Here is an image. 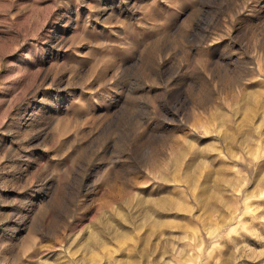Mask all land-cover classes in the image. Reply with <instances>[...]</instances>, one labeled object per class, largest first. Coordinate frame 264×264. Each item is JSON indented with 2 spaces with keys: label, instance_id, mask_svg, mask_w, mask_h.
Here are the masks:
<instances>
[{
  "label": "rangeland",
  "instance_id": "374dc122",
  "mask_svg": "<svg viewBox=\"0 0 264 264\" xmlns=\"http://www.w3.org/2000/svg\"><path fill=\"white\" fill-rule=\"evenodd\" d=\"M0 264H264V0H0Z\"/></svg>",
  "mask_w": 264,
  "mask_h": 264
}]
</instances>
